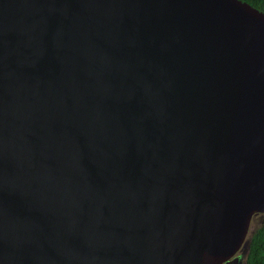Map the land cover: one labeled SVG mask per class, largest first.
Segmentation results:
<instances>
[{"label":"water","instance_id":"obj_1","mask_svg":"<svg viewBox=\"0 0 264 264\" xmlns=\"http://www.w3.org/2000/svg\"><path fill=\"white\" fill-rule=\"evenodd\" d=\"M259 216L264 13L0 0V264H246Z\"/></svg>","mask_w":264,"mask_h":264},{"label":"trees","instance_id":"obj_2","mask_svg":"<svg viewBox=\"0 0 264 264\" xmlns=\"http://www.w3.org/2000/svg\"><path fill=\"white\" fill-rule=\"evenodd\" d=\"M264 13V0H240ZM246 264H264V217L251 236Z\"/></svg>","mask_w":264,"mask_h":264},{"label":"flooded vegetation","instance_id":"obj_3","mask_svg":"<svg viewBox=\"0 0 264 264\" xmlns=\"http://www.w3.org/2000/svg\"><path fill=\"white\" fill-rule=\"evenodd\" d=\"M261 221H262V218L259 216V217H256L254 220H253V222H252V226H253V229H252V232L255 230V228H257L259 225H260V223H261Z\"/></svg>","mask_w":264,"mask_h":264},{"label":"rangeland","instance_id":"obj_4","mask_svg":"<svg viewBox=\"0 0 264 264\" xmlns=\"http://www.w3.org/2000/svg\"><path fill=\"white\" fill-rule=\"evenodd\" d=\"M254 226V225H253ZM253 226H252V229H253Z\"/></svg>","mask_w":264,"mask_h":264}]
</instances>
